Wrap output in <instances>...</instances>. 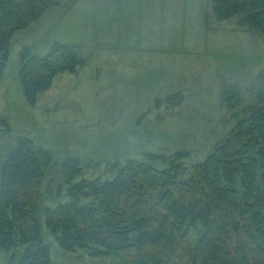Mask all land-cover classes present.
I'll use <instances>...</instances> for the list:
<instances>
[{
  "label": "rangeland",
  "instance_id": "obj_1",
  "mask_svg": "<svg viewBox=\"0 0 264 264\" xmlns=\"http://www.w3.org/2000/svg\"><path fill=\"white\" fill-rule=\"evenodd\" d=\"M54 45L83 66L57 75L30 106L18 79L20 56L44 57ZM263 75L264 34L237 18L217 21L208 0H64L12 40L0 79V169L21 139L58 164L79 159L81 180L102 183L147 153L183 152L186 167L200 163L236 124L239 110H229L222 90L237 88L249 104ZM173 96L180 103L166 105ZM67 201L50 171L39 216ZM45 240L51 264H119L66 253L46 231ZM0 264H13L10 255L0 252Z\"/></svg>",
  "mask_w": 264,
  "mask_h": 264
},
{
  "label": "trees",
  "instance_id": "obj_2",
  "mask_svg": "<svg viewBox=\"0 0 264 264\" xmlns=\"http://www.w3.org/2000/svg\"><path fill=\"white\" fill-rule=\"evenodd\" d=\"M63 1L0 0V79L14 36ZM208 2L217 21L237 18L264 34V0ZM82 66L61 45L44 57L23 51L18 79L25 101L34 106L57 75ZM222 98L239 110L236 124L205 160L188 167V153H147L116 166L109 181L81 180L79 159L58 164L49 151L19 140L0 169V252L13 264H51L46 231L66 253L83 250L119 264H264V80L249 104L235 87L224 88ZM50 171L68 201L43 210L41 219Z\"/></svg>",
  "mask_w": 264,
  "mask_h": 264
}]
</instances>
